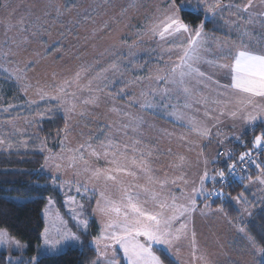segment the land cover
<instances>
[{
	"label": "rangeland",
	"instance_id": "rangeland-1",
	"mask_svg": "<svg viewBox=\"0 0 264 264\" xmlns=\"http://www.w3.org/2000/svg\"><path fill=\"white\" fill-rule=\"evenodd\" d=\"M168 2L170 0H0V139L6 141L5 145L0 146V151L30 149L43 153L44 160L41 170L52 177L50 186L58 191L62 202V208H60L56 200L50 197L54 201V206L50 211L55 215L58 210L59 215L67 222V228L79 236L82 241L86 233L76 226V221L72 219L68 208L64 205L65 193L56 187V185L63 184L74 188L77 179L73 175L74 169L66 168L61 173H57L50 166L51 162L49 164L45 162V157L49 155V149L54 154L61 151L60 141L65 139V134L61 131L65 127L63 108L54 100L48 98L39 100L36 95L37 88H44L45 91L54 95V85L71 77L73 73L81 70V68L88 69L82 79L84 84L89 79L96 77L103 69H109L107 73H104L107 80L103 82L94 80L93 86L103 87L104 83L115 80L120 82L99 94L98 107L82 104V100L89 96L87 91L77 94L79 99L75 102L78 107L76 112L70 114L68 120L69 131L66 147L76 148L78 145L85 143L89 137H92L91 143L99 150L100 142L105 140L108 134H111L121 145L131 143L132 140H139L141 141V147L147 146L159 150L152 157V167L155 170V175L163 177L164 173L167 172L171 177L178 176L183 171L188 180L196 182V186H199V176L204 170L203 160L207 158L212 161L218 152L226 149L224 143L222 145L218 144L217 140L231 135L238 136L241 132L252 127V125L243 124L239 119L233 120L227 116H222L218 127L212 129V138L210 140L200 139L189 131L186 121L179 122L174 116L168 114L179 110L188 116L197 117L209 126L215 123L213 119L204 117V106L195 103L194 99L186 97L179 84H158L155 81L144 79L141 83L129 85L127 95H117L119 89L125 87L126 81L135 77H148L150 74L155 73L157 66L167 67L168 64L165 62L176 60V52L170 55L163 54L161 60V50L170 47V44L161 43L158 38H153L150 33H147V29L155 19L157 9L167 8ZM246 2L247 0H223L225 5ZM182 5L195 9L197 0H190ZM234 11H236L235 8L225 7L219 15L214 17L220 22V29L223 30V34L209 33L203 26L207 43L204 45L205 51H202L201 54L205 60H219L225 56H228L229 60L231 59L228 52L222 51L218 46V40L228 41V46L233 51H235L233 45L239 47L244 44L251 51L264 52V18L257 16L254 18L253 24L246 26L244 21L248 19V14H243L244 21L236 20L231 15ZM252 11L256 13L264 11V6H261L257 0ZM21 17L29 22L26 25L28 31L21 32L18 26L8 28L9 24L15 25ZM203 18V20L207 19L205 14ZM233 20H236V22L233 23ZM201 23L189 25L195 29ZM33 25L36 26L33 27ZM245 28H247V34H244ZM181 42H186L183 35H178L171 41V43ZM9 49L16 53L15 56L8 58L11 63L6 61L3 55ZM130 51L135 53L134 58L128 55ZM31 61L36 63L31 64L27 71V80L24 83H30L32 87L29 88L26 95L22 91L21 84L10 78L9 72L5 71V68L9 70L15 67L23 68L25 63ZM113 63L118 65V70L110 68ZM199 66L201 71L212 75L214 80H220L221 84L229 83L230 77L227 76V70H217L203 62ZM53 73H55V76H53ZM188 86L193 88V96L197 92H204L210 96L215 95V91L211 90L215 87L214 85L210 86L209 89H205L201 85H196L195 81H191L188 82ZM164 87L170 88L171 92L168 97L163 98V104H161L162 97L157 94L151 100L155 107H140V103H143V98L140 97L141 91ZM109 92L111 95L108 94ZM132 96L139 98V103H133L129 106L128 101ZM31 99L37 101L33 106L43 102H52L63 115L64 125L59 135L56 132L55 136L53 135L54 138L50 141L43 137L37 138L39 137L37 133L38 122L48 114L39 116L38 113L45 112L46 109H54V106L49 105L41 111L37 110L28 115L12 113L17 108L29 105L27 101ZM186 102L192 103V107L185 108ZM9 105L14 107L9 108L7 112L4 111ZM114 105L120 106L123 112H129L137 119L130 120L129 117L122 114L118 116L116 113L111 112L110 109ZM165 105H167L166 108ZM212 107L215 106H210V109ZM81 110L84 111L83 116L79 114ZM213 115H216V113H213ZM140 118L143 122L137 128L136 125ZM116 121H119V123H115ZM258 122L261 121L256 123ZM110 123L113 127H105ZM123 124H129V127L117 131L116 129ZM101 129L105 135L100 134ZM217 131H220L223 136L217 137L215 135ZM170 133L171 135H169ZM181 135H185L187 140H181ZM41 141H44L46 145L43 151H41ZM8 143L13 146L9 148ZM169 148L171 154H167ZM201 149L203 150V156L199 155ZM159 153L165 154L161 155ZM177 154L184 155L187 158V164L183 169L178 170L169 167L170 162L176 161ZM65 155H68V153H65ZM85 159L89 161V165L92 167H108L107 161L103 157L96 160L88 155L86 149ZM56 163L67 165V160L56 161ZM207 167L210 177L214 176L217 169L213 163H209ZM242 170H246V168ZM54 177H56L55 183ZM125 179L130 180L131 178ZM210 180L212 179L209 178L205 182L206 189H208L206 183ZM136 182L143 184L145 181L140 179ZM246 186L250 194L241 193L239 196L242 195L243 199L239 203L234 200L239 210L241 223L250 217L244 209H248L250 212L253 210L254 204L251 203V196L259 201L264 197V184L255 180V178L252 182L248 180ZM101 191L112 198H119L120 195L110 183L105 187L103 182L97 184L95 193L88 192V195L92 196L93 199L91 202L83 201L85 209L81 218L87 219L89 223L91 219L96 221L98 232L94 237L100 234L102 222L105 219L99 212H93V209L96 208V199L100 198L99 193ZM176 194L179 195L178 190ZM68 195H75V192L68 193ZM206 196L207 194L204 197L197 198V211L192 214L189 224V228L196 233L197 255H203L207 264H254L255 258L250 250L249 241L244 233L238 231L239 227H243L250 235L245 225L229 221L222 211L211 208V206L209 209H205L206 214L202 215L200 210L204 209L206 203L210 205L209 201H204ZM11 198L16 201L24 200V198L17 196ZM141 199L144 200L146 197L141 194ZM48 200L49 198H47L42 210L44 228L41 233L44 232L47 226L52 229V237L59 239L56 236L55 229L52 228L51 222L46 220L44 216ZM77 200H81V197L77 196ZM146 206L152 208V202L149 200ZM0 230L6 231L10 237L20 241L21 244L27 245L12 236L5 228L0 227ZM94 237H91L90 244L95 249ZM257 244L261 246L258 242ZM41 246H43V238L40 235V241L36 245V253L33 256H36L42 250ZM70 246L80 247L75 244H62L59 252H50L47 255L59 254ZM155 247L163 250L165 248L162 245H155ZM179 249L178 255L164 251L179 264H203L201 261H193L190 237L181 241ZM26 250L27 247L18 250L0 245V251L7 253L8 259L12 263L19 261L16 259L17 257H21V260L28 258L24 255ZM14 253H19V255H14ZM119 256H122V252L119 253Z\"/></svg>",
	"mask_w": 264,
	"mask_h": 264
},
{
	"label": "snow or ice",
	"instance_id": "snow-or-ice-1",
	"mask_svg": "<svg viewBox=\"0 0 264 264\" xmlns=\"http://www.w3.org/2000/svg\"><path fill=\"white\" fill-rule=\"evenodd\" d=\"M257 0H247L243 4H227L223 0H197L196 11H203L207 19H212L219 15L225 7L235 8L236 11L231 15L236 20L244 21V13L248 14V19L244 24L251 25L254 18L259 16L264 18V11L259 13L253 12L252 8L255 7ZM261 6H264V0H258ZM184 5H177L176 0H170L165 9H157L155 19L147 29V33L151 37L158 38L161 43H169L170 47L161 50V60L163 54L177 53L175 61L165 62L167 67L157 66L155 73L150 74L148 77H135L132 80L125 82V87L119 89L117 95H127L128 86L132 84L141 83L144 79L155 81L158 84L181 86L182 92L189 99H194L195 103L203 105L204 117L210 118L215 121L211 126L207 125L204 121L197 119L195 116H188L179 110L168 113L175 117L179 122H185L189 131L202 140H210L213 135V128H217L221 123L220 117L227 116L233 120L239 119L245 125L255 126L257 121H264V52L257 53L248 49L247 45L241 44L235 48V51L228 46V41H217L218 46L222 51L228 52V56L221 57L219 60H205L202 56V51H205L204 45L207 43L205 37L206 33L203 30V22L195 29L185 23L179 15L181 8ZM59 11V9H57ZM236 20L232 22L235 23ZM29 22L21 17L16 21L15 25L9 24L8 28L17 27L19 31H28L26 25ZM36 25H33L35 27ZM145 33V34H147ZM247 34V28L245 33ZM183 35L186 42L171 43L176 36ZM130 48L132 46H129ZM4 58L9 61L10 56H15L16 53L11 49L5 52ZM129 56L135 57L134 52H129ZM206 63L210 67L217 70H227L230 76L229 83L221 84L220 80L213 79L205 71H201L200 63ZM35 61L25 63L23 68L15 67L11 70L5 68L9 72L10 78L21 84L22 91L27 95L30 83H24L27 80V71L31 64ZM142 67V66H138ZM112 70H118V65L113 63L110 65ZM109 69H103L93 79H89L86 84L82 83L84 74L88 69L81 68L76 71L71 77L61 80L58 84L54 85L55 94L52 95L45 91L44 88H37L36 95L39 100L46 98L54 100L60 107L63 108L65 127L61 131L65 134V139L60 141L61 151L59 153H52L49 149V155L45 157L46 164L51 162V167L57 173H61L66 168L74 169L73 175L77 177L75 187L66 186L63 184L56 185L62 192L65 193L64 205L68 208L72 219L76 221V226L87 233L89 229V221L82 219L84 215L85 203L93 199L88 195L89 191L95 193L98 183L103 182L105 187L111 184L119 192V198H112L110 195H105L104 191L99 193L100 198L96 199V208L93 212H99L105 219L102 222L100 234L93 238L95 244V251L97 259L93 264H164V261L156 251L155 245L165 246L164 250L170 254L178 255L179 245L181 241L189 239L192 246L193 261H201L207 264L203 255H197L196 233L189 228L192 214L197 211V198L207 197L213 195L223 196L222 192L215 189L209 191L205 188V182L209 178L213 181L220 179L226 181L227 177L223 170H216L215 175L210 177L208 164L215 163V159L209 161L207 158L203 160L204 170L199 176V186H196L195 181H190L186 178V174L181 171L178 176H169L167 172L163 177L155 175V170L152 167V157L156 155L159 150L152 147H141V141L132 140L131 143L121 145L119 141L115 140L111 134L106 135V139L100 142L99 150L91 143L92 137L76 148L66 147L67 133L69 131L68 120L70 114L77 111V103L79 99L78 93L87 91L89 96L82 100L84 105L99 106L100 93L106 91L120 81H109L104 83L103 87L99 85L93 86L94 80L106 81ZM55 76V73H53ZM195 81L196 85H201L205 89L210 86L215 87L211 89L215 91L214 96H210L204 92H197L193 96V88L188 86V82ZM170 88H149L141 91L140 97L143 98V103H140L141 108H153L155 105L151 102L157 94L163 104V98L170 95ZM111 95V93H108ZM29 105L36 104L35 99L27 101ZM133 103H139V98L132 96L129 98L128 104L131 106ZM210 106H215L210 109ZM14 107L9 105L4 111ZM167 105H165V108ZM185 108H191L192 103L186 102ZM54 109H46L45 112L38 113L39 116H44L46 113L53 112ZM111 112L116 113L118 116L123 115L129 117L130 120L137 118L132 116L129 112H123L120 106L114 105ZM199 111V109H197ZM216 113V115H213ZM84 115V111L79 113ZM143 120L140 118L136 127L138 128ZM115 123H119L116 121ZM105 127L111 128L113 125L107 124ZM129 124H123L117 131L127 129ZM101 135H105L103 130L100 131ZM59 135V133H58ZM171 135V133L169 134ZM217 137H222L223 134L219 131L215 133ZM181 140H187L185 135L180 136ZM224 139H218V144H223ZM237 139H239L237 137ZM6 141L0 139V146L5 145ZM253 149L241 153L238 161L228 164L229 173L236 170L237 163H244L246 158L252 156L254 149L264 148V132H260L254 136L252 140ZM7 146L11 148L13 145L8 143ZM44 141H41V151L45 149ZM85 149L88 155L100 160L102 157L107 161L108 167H92L89 161L85 159ZM68 153V155H65ZM161 155L165 153H159ZM167 154H171V149H167ZM199 155L203 156V150ZM226 156L231 158V151L218 152L217 158ZM67 160V165L56 163V161ZM249 163H254L259 170V175L255 180L264 184V165L256 163L255 160H249ZM187 164V158L184 155L177 154L175 162H170L169 167L173 169H183ZM125 178H131L127 180ZM56 177H54L55 183ZM143 179V184L136 181ZM249 182L253 178L248 177ZM182 185V186H181ZM158 189V190H157ZM179 192V195L176 192ZM75 192V195H68V193ZM143 194L146 199H141ZM77 196L81 200H77ZM239 203L243 197L233 198ZM152 202L153 207L149 208L146 205L148 201ZM54 206V201L49 198L48 205L44 211L46 220L51 222L52 228L55 229V239L51 235L52 229L45 227L44 232L41 233L43 238L42 250L36 256H32L27 261V264H39V258L42 255H47L50 252H59L61 245H83V241L67 228V222L59 215L58 210L55 215L50 211ZM210 205L205 204L204 209H201V214H206L205 209H209ZM218 211H223L221 207ZM251 215L248 209H244ZM176 225H179L178 227ZM238 231L245 234L246 239L249 241L250 250L254 254V264H264V246H259L253 236L247 234L245 228L239 227ZM0 245L8 248L25 249L27 245L21 244L20 241L9 236L6 231L0 230ZM118 246V247H117ZM122 252V256L119 253ZM119 256V258H118ZM11 259V257H10ZM21 260V257H17Z\"/></svg>",
	"mask_w": 264,
	"mask_h": 264
},
{
	"label": "trees",
	"instance_id": "trees-1",
	"mask_svg": "<svg viewBox=\"0 0 264 264\" xmlns=\"http://www.w3.org/2000/svg\"><path fill=\"white\" fill-rule=\"evenodd\" d=\"M190 0H176L177 5H182ZM197 6H195V9ZM187 7H182L180 16L184 22L190 25H197L203 22L204 29L209 33L223 34L220 22L216 18L205 19L203 11H196ZM49 105L56 106L52 102H43L37 105H25L13 110V114L22 113L28 115L37 110H42ZM63 115L58 107L53 112L46 114L38 122L37 133L39 137L48 141L53 139V135L60 133L64 125ZM264 122H258L255 126L241 132L238 136H228L224 139L226 149L221 152L231 151V158L215 155L213 165L217 170H223L227 177L226 181L210 180L206 186L210 191L213 189L222 192L223 196L213 195L210 198L205 197L204 201H209L211 208H223V213L229 221L241 223L239 210L234 203L235 197L241 193L250 194L246 186L248 177L255 178L259 170L254 163L249 160H255L256 163L264 165V148L254 149L252 156L246 158L244 163H237L236 172L229 173L228 164L238 161L241 153L253 149L252 140L256 134L263 132ZM220 132V131H219ZM55 136V135H54ZM237 137L239 139H237ZM220 148V147H218ZM44 155L36 150H18L13 149L9 152L0 151V227L5 228L12 236L27 244V250L24 253L28 258L36 253V245L40 241V235L44 228L42 210L47 198L53 197L57 205L62 208L61 195L50 186L52 177L45 174L42 169ZM246 168V170H242ZM220 168V169H218ZM17 196L24 198L23 201L13 200L11 197ZM251 203L254 204L251 215L241 224L245 225L247 231L255 240L264 246V197L258 200L251 196ZM199 201V200H198ZM90 229L84 234L83 245L80 247H67L64 251L54 255H42L39 258V264H93L96 258V251L90 244L91 237L98 232V225L94 219L90 220ZM154 251L161 257L164 264H179L170 257L163 249L155 247ZM19 255V253H14ZM119 257V256H118ZM28 258L12 263L7 253L0 251V264H27ZM121 264H124L121 261Z\"/></svg>",
	"mask_w": 264,
	"mask_h": 264
},
{
	"label": "built area",
	"instance_id": "built-area-1",
	"mask_svg": "<svg viewBox=\"0 0 264 264\" xmlns=\"http://www.w3.org/2000/svg\"><path fill=\"white\" fill-rule=\"evenodd\" d=\"M244 168H245V167H244ZM233 174H235V175H236L237 173H236V172H233Z\"/></svg>",
	"mask_w": 264,
	"mask_h": 264
},
{
	"label": "crops",
	"instance_id": "crops-1",
	"mask_svg": "<svg viewBox=\"0 0 264 264\" xmlns=\"http://www.w3.org/2000/svg\"><path fill=\"white\" fill-rule=\"evenodd\" d=\"M228 77H230L229 75H227Z\"/></svg>",
	"mask_w": 264,
	"mask_h": 264
}]
</instances>
